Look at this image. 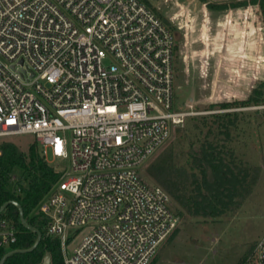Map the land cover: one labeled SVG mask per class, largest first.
Wrapping results in <instances>:
<instances>
[{"label": "built area", "instance_id": "2783aa9c", "mask_svg": "<svg viewBox=\"0 0 264 264\" xmlns=\"http://www.w3.org/2000/svg\"><path fill=\"white\" fill-rule=\"evenodd\" d=\"M244 12L262 34L259 3ZM176 45L145 0H0V138L72 159L37 208L62 264H150L179 216L144 164L187 117L240 108L176 109ZM17 239L0 215V261ZM251 258L264 264V235Z\"/></svg>", "mask_w": 264, "mask_h": 264}, {"label": "rangeland", "instance_id": "374dc122", "mask_svg": "<svg viewBox=\"0 0 264 264\" xmlns=\"http://www.w3.org/2000/svg\"><path fill=\"white\" fill-rule=\"evenodd\" d=\"M152 8L175 32L178 45L176 55V109L210 110L211 103L245 98L252 87L264 79L263 35L250 28L244 19L243 7L212 8L208 3H233L241 0H148ZM233 12L229 14V10ZM232 19L229 24L228 20ZM261 35L263 39H261ZM207 70V75L203 74ZM239 128L233 130L231 144L238 160L251 165L257 175L253 189L241 203L218 218H203L178 213L179 232L174 239L164 240L158 247L153 264H254L251 255L264 235V109L240 107ZM208 115V113L196 116ZM187 117L177 128L189 124ZM194 134V135H193ZM198 132L190 139L198 145ZM5 138H0L3 140ZM20 149L27 151L36 140L34 134L7 137ZM188 140V141H189ZM178 130L161 145L144 164L143 176L149 175V165L171 147L183 157L189 147ZM47 161L55 169L67 166L72 159L54 157L51 150Z\"/></svg>", "mask_w": 264, "mask_h": 264}, {"label": "trees", "instance_id": "16d2710c", "mask_svg": "<svg viewBox=\"0 0 264 264\" xmlns=\"http://www.w3.org/2000/svg\"><path fill=\"white\" fill-rule=\"evenodd\" d=\"M145 1L151 6L148 0ZM250 2L259 3L264 23V0ZM208 4L212 8L228 9L230 5L246 6L249 1ZM263 103L264 79L258 81L245 98L217 101L211 103L208 109H229ZM240 115V111L226 110L189 116V124L182 129L176 127L175 130L180 132L185 141L197 131L198 145L190 139L183 157L171 147L149 165V175L156 182L153 184H159L167 190L171 196V206L173 200L179 214L218 218L239 205L242 198L252 191L257 181L256 172L251 165L238 160L230 142L233 130L239 128ZM60 176L61 173L47 161L37 141L31 143L27 151H23L13 141L7 138L1 140L0 207L8 200L19 201L29 223L43 233L34 250L13 254L5 264H40L46 252L51 255V264L63 263L60 238L46 235L47 217L37 211L39 203L50 193ZM0 215H7L17 224L18 239L13 248H28L34 244L37 234L22 224L16 205L9 204ZM178 232L177 226L167 239H174ZM153 262L154 259L150 264ZM243 263L244 260L238 264Z\"/></svg>", "mask_w": 264, "mask_h": 264}, {"label": "water", "instance_id": "95a60500", "mask_svg": "<svg viewBox=\"0 0 264 264\" xmlns=\"http://www.w3.org/2000/svg\"><path fill=\"white\" fill-rule=\"evenodd\" d=\"M9 204H14L18 207L19 209V213H20V220L22 222V224L30 229L31 231L35 232L37 234V238L34 242V244L28 248H15L12 249L10 251H8L7 253L4 254V256L1 258L0 264H5V261L7 260L8 257H10L13 254L16 253H25V252H30L32 250H34L40 243L42 237H43V233L42 231L36 227L33 226L29 223L28 218L25 216L24 213V208L21 205V203L17 200H8L6 201L1 207H0V212L3 211ZM40 264H51V255L49 252H46L43 261Z\"/></svg>", "mask_w": 264, "mask_h": 264}, {"label": "crops", "instance_id": "0c3cea01", "mask_svg": "<svg viewBox=\"0 0 264 264\" xmlns=\"http://www.w3.org/2000/svg\"><path fill=\"white\" fill-rule=\"evenodd\" d=\"M230 10H231V9H230ZM230 10H229V11H230ZM232 11H233V10H232Z\"/></svg>", "mask_w": 264, "mask_h": 264}]
</instances>
